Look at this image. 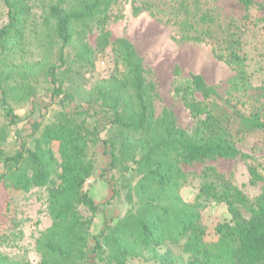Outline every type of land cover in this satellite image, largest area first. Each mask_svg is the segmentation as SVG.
Segmentation results:
<instances>
[{
    "label": "trees",
    "instance_id": "16d2710c",
    "mask_svg": "<svg viewBox=\"0 0 264 264\" xmlns=\"http://www.w3.org/2000/svg\"><path fill=\"white\" fill-rule=\"evenodd\" d=\"M119 1L49 0L44 21L56 44L49 45L50 55L56 51V62L49 58L43 74L62 110L33 138V149L21 144L11 156L0 150V184L5 189L28 192L49 185L47 209L52 222L36 240L39 264H89L90 253L98 259L105 255L102 261L106 264H127L143 253L155 264H264V188L250 199L236 186L205 171L195 202H184L178 195L186 182L181 164L248 158L236 146L234 127L264 132V119L258 111L242 113L237 103L220 97L196 74L190 75L185 87L175 89L195 120L192 131L182 129L166 109L157 114L151 71L126 38L112 40L105 30L107 14ZM1 2L7 9V22L0 28V52L20 45L29 18L24 0ZM239 2L245 9L255 5L251 0ZM143 3L145 9L152 7ZM179 3L185 10L181 14L189 16V1ZM256 6L261 14L258 21L264 23V5ZM197 15L194 24L188 18L181 22L182 30L195 33L187 39L213 44L217 57L237 66L235 80L247 85L241 69L246 58L236 34L215 37L211 32L215 17L208 12ZM95 30L99 35L96 50L88 41ZM108 48L122 70L93 85L81 84L80 78L85 79L94 67L95 51ZM68 49L75 52L71 61L67 60ZM220 51L225 55L218 54ZM23 87L21 99L30 91ZM5 112L11 116L9 109ZM102 130L105 139L98 137ZM5 139V128H0V144ZM98 142L109 150L108 170L119 175L112 197L124 195L129 207L114 221H104L99 233L91 235L90 220L82 218L79 207H86L92 215L98 208L83 192L95 169L88 150ZM53 143L58 144V160ZM248 173L251 184L263 180L253 166ZM53 175L58 180L56 186ZM199 201L223 204L230 215L229 221L216 226L218 240L213 244L204 240ZM89 240L93 242L91 250ZM174 245L179 246L181 255L168 248ZM0 264L28 263L0 253Z\"/></svg>",
    "mask_w": 264,
    "mask_h": 264
},
{
    "label": "rangeland",
    "instance_id": "374dc122",
    "mask_svg": "<svg viewBox=\"0 0 264 264\" xmlns=\"http://www.w3.org/2000/svg\"><path fill=\"white\" fill-rule=\"evenodd\" d=\"M144 1L152 7L145 9ZM188 1L189 16L181 14L185 10L180 7V0H162L161 3L156 0H121L108 12L105 30L110 33L112 40L126 38L134 46L146 68L151 71V78L156 86V113L161 114L165 109L172 112L182 129L191 132L195 120L184 107L175 89L178 86L185 87L192 74L200 75L220 97L237 103V108L242 113L258 111L264 119V23L258 21L261 14L256 6L264 5V0H251L255 5L248 9L239 0ZM24 3L29 7V18L21 43L14 50L0 52V128H5L6 131V139L0 144V150L8 156L18 152L21 144L26 149H33V138L39 135L45 125L55 120L62 110L61 103L51 96L52 85L43 74L49 65V58L51 62H56V51L51 55L49 53V45L54 43L49 24L44 21L49 0H24ZM136 7H141V11L135 12ZM6 12L7 9L0 0V28L7 22ZM199 12H208L215 17L216 23L211 29L215 37L224 38L236 34L241 54L246 58L243 66H240L246 74L247 85L235 80L237 66L217 57L213 44L187 39V35L194 36L195 33L182 30L181 22L188 18L194 24ZM98 37L96 30L88 36L89 44L95 50ZM73 53L74 50H66L67 60H73ZM224 53L218 52L221 55ZM29 68H32L30 73ZM121 70L122 67L109 48L104 52L98 50L95 51L93 69L85 74V79L80 78L79 82L87 86L93 85ZM22 87L30 90L26 92L24 99L19 97ZM6 109L11 111V116L7 115ZM34 121L36 122L33 124ZM104 121L102 119L99 122ZM33 125L38 126L36 132ZM234 133L238 150L248 158H219L202 163L181 164L186 182L178 190V195L184 202H195L205 171L208 175L211 172L236 186L250 199L261 193L264 188V132H248L236 126ZM98 137L105 139L106 131H100ZM52 149L58 160V144L53 143ZM108 151L102 142L90 145L88 150L95 162V169L86 180L83 192L92 198L98 208L94 215L83 206L79 207V212L83 219L90 220L91 235L99 233L104 221H114L129 207L124 195L112 197L116 187L115 180L119 175L116 171L108 170ZM249 166L257 169L263 177L262 181L251 184ZM2 168L0 162V174ZM52 181L54 186L58 184L56 175L52 176ZM48 190L49 185L23 192L5 189L0 184L1 254L17 262L39 264L40 254L36 249V240L52 222L47 209ZM199 203L201 224L205 230L204 240L213 244L218 240L216 226L229 221L230 215L223 204L213 201ZM243 215L249 217L245 211ZM92 245V240H89V250ZM168 248L181 255L178 245ZM104 256L98 259L95 255L88 254L89 264H106L102 261ZM150 258L148 253H143L127 264H155Z\"/></svg>",
    "mask_w": 264,
    "mask_h": 264
}]
</instances>
